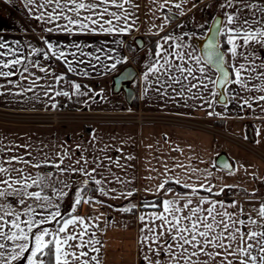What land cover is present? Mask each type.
Instances as JSON below:
<instances>
[{
  "label": "snow or ice",
  "instance_id": "obj_1",
  "mask_svg": "<svg viewBox=\"0 0 264 264\" xmlns=\"http://www.w3.org/2000/svg\"><path fill=\"white\" fill-rule=\"evenodd\" d=\"M22 3L28 38L0 35V98L22 111L91 112L110 103L97 82L132 62L118 80L145 102L264 125V0ZM162 140L141 155L93 126L0 134V264H109L117 215L136 222V264H264V177ZM241 170L252 187L227 182Z\"/></svg>",
  "mask_w": 264,
  "mask_h": 264
},
{
  "label": "crops",
  "instance_id": "obj_2",
  "mask_svg": "<svg viewBox=\"0 0 264 264\" xmlns=\"http://www.w3.org/2000/svg\"><path fill=\"white\" fill-rule=\"evenodd\" d=\"M28 23V18L22 0H0V35L8 40L27 39L24 34V25ZM39 30L37 29V33ZM139 36V33H137ZM147 40V37H144ZM127 54V53H125ZM127 66L136 68L135 63L130 62ZM127 66H118V71L113 73L102 81H98V87H103L108 94L110 103H103L99 106L94 105L93 111L88 112L98 115H116V114H132L134 112L156 113L175 115L191 119L201 120L209 126L222 130L228 134L234 135L247 143H236L222 134H216L211 131H202L172 125L167 123L146 122H63L60 124H42V123H20V122H1L0 134H8L10 138L23 136L25 133H37L43 135L53 134L63 138L64 132L71 134L73 129H82L87 135L89 126L98 127L103 133H117L120 136H131L137 141L136 151L143 155L144 145L160 141V146L164 151H167L168 145L163 144L162 137L167 133L169 139L174 144H179L181 147L187 148L192 145L198 150V154L202 160L216 163V160L223 152L228 155L232 164L239 167L243 164L249 172L255 171L261 177H264V138L255 135L254 129L262 127L260 121L248 116L247 119L241 120L238 118H229L225 120L208 118L203 112L190 111L179 106L171 104L164 107L162 102L149 100L147 102L139 99V94L136 91V86L133 83L135 97L132 102H128L124 91H115L114 78ZM75 110L76 105L70 104ZM36 108L42 109V105L37 103ZM25 103H9L7 100L0 98V110L11 113H45L43 110L39 112L22 111L29 108ZM131 109V111H128ZM217 110H220L219 108ZM258 111V110H257ZM189 113L188 115H177L176 113ZM50 113V112H47ZM232 116L235 112L230 113ZM245 136L248 139H245ZM260 143H256V140ZM203 167V165H201ZM219 167V166H218ZM223 173L217 172V175ZM228 183H239L242 187L250 188L253 186L250 177L243 170L239 171L233 178L227 180ZM264 189V185H260ZM239 198V197H237ZM115 215V214H114ZM117 225L110 229L104 237L108 245V260L109 264H136V237L138 234L135 220L116 216ZM127 223V228L124 224Z\"/></svg>",
  "mask_w": 264,
  "mask_h": 264
},
{
  "label": "built area",
  "instance_id": "obj_3",
  "mask_svg": "<svg viewBox=\"0 0 264 264\" xmlns=\"http://www.w3.org/2000/svg\"><path fill=\"white\" fill-rule=\"evenodd\" d=\"M5 115L6 113L0 112V117ZM12 116L10 113L7 114ZM18 116L23 118L27 123H42V124H60L63 122H101V121H113V122H160V123H167L172 125H181L184 127H191V128H199L204 129L205 131H213L216 134H222V136L229 138L230 140L236 143H247L240 138L228 134L222 130L215 129L209 125H204L201 121L186 117H180L175 115H167V114H154V113H144V112H136L134 115L126 114V115H98L92 114L88 112H76L71 105L69 104L68 108H65L60 113H28L22 114Z\"/></svg>",
  "mask_w": 264,
  "mask_h": 264
},
{
  "label": "water",
  "instance_id": "obj_4",
  "mask_svg": "<svg viewBox=\"0 0 264 264\" xmlns=\"http://www.w3.org/2000/svg\"><path fill=\"white\" fill-rule=\"evenodd\" d=\"M131 71L132 73H135L136 68H134L133 66H127L125 67L115 78H114V83H115V91L119 92V91H124L126 94V98L128 100V102H132L134 97H135V90L133 87V80L130 77L128 81L126 82H122L118 80V77L124 73V72H128ZM228 162L230 164H232L230 158L228 157V155L226 153H222L218 156L217 160H216V164L217 166H220L222 164V162Z\"/></svg>",
  "mask_w": 264,
  "mask_h": 264
},
{
  "label": "rangeland",
  "instance_id": "obj_5",
  "mask_svg": "<svg viewBox=\"0 0 264 264\" xmlns=\"http://www.w3.org/2000/svg\"><path fill=\"white\" fill-rule=\"evenodd\" d=\"M0 112H2V113H6L5 115H2L1 114V117H0V121L1 122H11V123H13V122H20V123H26L27 124V122L25 121V120H23V118H20L19 116H18V114L19 115H21L22 116V113H11V112H5V111H2V110H0ZM11 114L12 116H9V115H7V114ZM136 112H134V113H132V114H130V115H134ZM119 115H126V114H119ZM197 120V119H196ZM199 121H201V120H199ZM127 122H132V121H127ZM202 122V121H201ZM28 123H30V122H28ZM136 123H138V122H136ZM144 123H146V122H144ZM151 123V122H150ZM157 123H160V122H157ZM204 125H208V124H206L205 122H202ZM179 126H181V125H179ZM181 127H184V126H181ZM186 128H191V127H186ZM191 129H198V130H202V131H205L204 129H199V128H191Z\"/></svg>",
  "mask_w": 264,
  "mask_h": 264
}]
</instances>
